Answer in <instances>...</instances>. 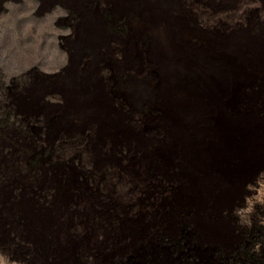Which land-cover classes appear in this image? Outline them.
I'll return each instance as SVG.
<instances>
[{"label": "rangeland", "instance_id": "rangeland-1", "mask_svg": "<svg viewBox=\"0 0 264 264\" xmlns=\"http://www.w3.org/2000/svg\"><path fill=\"white\" fill-rule=\"evenodd\" d=\"M201 2L0 0V97L6 93L4 108L25 125L1 133L25 132L40 144L23 137L18 150L0 138V264H179L170 243L183 226L199 246L197 261L205 257L214 241L202 230L209 216L197 211L194 196L204 165L178 141L160 92L168 81L204 85L205 66L197 65L205 63L206 40L180 35L170 21L188 8L208 30L220 21L246 24L255 10L264 25V7L233 0L231 10L210 13ZM154 11L162 17L153 19ZM166 26L178 48L170 56L156 50ZM67 77L96 99L93 108L66 109ZM226 89L238 109L242 99L264 95V86ZM226 98L220 92L216 104L205 102L187 127L188 143L210 149L216 117L229 110ZM38 153L41 160L25 169ZM246 211L236 208L240 223Z\"/></svg>", "mask_w": 264, "mask_h": 264}, {"label": "flooded vegetation", "instance_id": "flooded-vegetation-1", "mask_svg": "<svg viewBox=\"0 0 264 264\" xmlns=\"http://www.w3.org/2000/svg\"><path fill=\"white\" fill-rule=\"evenodd\" d=\"M258 1L264 7V0ZM201 3L210 13L227 12L234 4L233 0H202ZM180 12L179 20L170 22L180 35H205L206 42L201 51L205 63H198L197 67L205 66L199 69L203 72L201 81L204 85L201 87H206L210 99L207 100L201 87L196 91L201 93L205 102L213 104L217 103L215 101L220 92L228 97L224 102H228L226 105L229 110L219 112L216 117L214 142L210 149L205 150L207 153L203 151L204 155L196 159L198 164L203 162L205 175L197 179L194 196L197 199V211L203 210L209 216L208 224L201 227L205 235L214 241L209 247L213 248L211 251L233 249L248 231H264V196L256 198L260 191L264 195L261 190L264 183V95L242 99L238 109L232 89L237 86H264V25L255 18L254 10L246 16V24L220 21L217 26L206 30L192 10L183 8ZM228 87L233 91H228ZM220 125L222 131L216 134ZM203 198H206V205ZM237 207L247 209L245 223L238 221L235 215ZM208 228L214 231L213 235L209 234ZM258 245L255 242L253 247Z\"/></svg>", "mask_w": 264, "mask_h": 264}, {"label": "bare ground", "instance_id": "bare-ground-1", "mask_svg": "<svg viewBox=\"0 0 264 264\" xmlns=\"http://www.w3.org/2000/svg\"><path fill=\"white\" fill-rule=\"evenodd\" d=\"M155 8V7H154ZM151 17L153 19H160L162 16L158 11L152 12ZM171 22V21H170ZM182 24V23H181ZM183 28V27H182ZM173 30V29H172ZM183 32V31H182ZM194 32V31H193ZM174 35V34H173ZM184 35V34H183ZM178 36V35H177ZM190 36V35H189ZM188 36V37H189ZM244 36V35H243ZM176 38V37H175ZM86 44H90L89 34L85 35ZM210 39V38H208ZM181 40V39H180ZM229 40V39H228ZM212 45L214 42L210 41ZM253 43V42H252ZM180 44V43H179ZM178 44V45H179ZM210 45V44H209ZM92 46V45H91ZM83 48V47H82ZM89 48V47H88ZM214 48V47H213ZM240 48V47H239ZM247 49V48H246ZM156 50L159 51L160 54L165 56H170L171 54H175L178 51V48L175 44V40L170 37V32L168 31V27L164 28L161 34L160 41L156 47ZM221 52V51H220ZM242 52V51H241ZM217 53V51H216ZM207 55V54H206ZM222 55V53H221ZM220 55V56H221ZM224 55V54H223ZM180 56V55H179ZM234 56V55H233ZM237 57V56H236ZM202 58V57H201ZM218 59V58H217ZM227 59V58H226ZM172 61V60H171ZM224 61V60H223ZM222 61V62H223ZM229 61V60H228ZM249 65V64H248ZM189 67V66H188ZM230 67V66H229ZM224 68V67H223ZM225 69V68H224ZM202 70V69H201ZM239 71V70H238ZM237 72V71H236ZM199 74V73H198ZM215 74V73H214ZM228 75V74H227ZM164 76V75H163ZM192 77V76H191ZM190 77V78H191ZM210 77V76H209ZM72 78V77H71ZM184 78V77H183ZM198 78V77H197ZM201 78V77H200ZM211 78V77H210ZM180 79V78H179ZM199 80V79H198ZM221 80V79H220ZM219 80V81H220ZM180 81V80H179ZM211 81V80H210ZM242 81V80H241ZM240 81V82H241ZM235 82V81H234ZM194 84V83H193ZM218 84V83H217ZM233 84V83H232ZM196 86V85H195ZM66 87V97H65V106L67 110H72L75 108H90L94 107L97 104L96 99L93 97L87 96L84 91L81 92L74 88V83L72 80L67 77L65 80ZM77 87V86H76ZM199 87V86H198ZM209 87V86H208ZM226 87V86H225ZM82 90V89H81ZM201 90L204 91L205 97L210 99L209 92H207L206 87H201ZM222 91V90H221ZM226 91V90H225ZM161 96L163 100V104L165 106V110L167 115L171 117L170 126L175 131V134L178 136V141L183 145V148L188 150L190 156L196 157L198 159L199 156H203V150L197 151V148H203V144L199 141H195L194 144L188 143L187 139H185V134L187 133V127L190 126L201 117L202 113L205 110L204 104L205 99L200 95L199 91L194 90V88L190 84H186L183 82H166L161 90ZM224 93V92H223ZM203 94V93H202ZM212 94V93H211ZM222 94V93H221ZM230 94V93H229ZM215 95V94H214ZM213 101V100H212ZM208 103V102H207ZM211 103V102H210ZM218 119V118H217ZM228 119V118H227ZM220 121V120H219ZM247 121V120H246ZM247 123V122H246ZM226 124V123H225ZM244 124V123H243ZM242 124V125H243ZM245 126V125H244ZM215 127V125H214ZM222 126L220 125L215 133L219 134ZM233 128V127H232ZM242 129V128H241ZM193 131V130H192ZM190 132V131H189ZM229 132V131H228ZM237 132V131H236ZM197 134L205 135L206 133L203 131H199ZM210 134V133H209ZM230 134V133H229ZM213 135V134H212ZM228 139V138H227ZM202 141V140H201ZM211 142V141H210ZM209 142V143H210ZM242 143V142H241ZM217 144V143H216ZM232 145V144H231ZM226 146V145H225ZM231 148V147H230ZM182 149V148H181ZM223 149V148H222ZM183 151V150H182ZM185 151V150H184ZM218 151V150H217ZM205 153V152H204ZM218 153V152H217ZM216 153V154H217ZM209 154V153H208ZM162 155V154H161ZM201 156V157H202ZM221 156V154H220ZM167 157V156H166ZM210 159V157H209ZM214 159V158H213ZM224 159V158H223ZM222 159V160H223ZM190 160V159H189ZM202 160V159H201ZM208 160V159H206ZM200 162V161H199ZM226 163V162H225ZM193 164V163H192ZM195 164V163H194ZM213 164V163H212ZM220 169V168H219ZM205 171V170H204ZM71 179V178H70ZM70 181V180H69ZM193 192V191H191ZM210 195V194H209ZM198 198V197H197ZM209 234L213 235V230L209 228ZM211 231V233H210Z\"/></svg>", "mask_w": 264, "mask_h": 264}, {"label": "trees", "instance_id": "trees-1", "mask_svg": "<svg viewBox=\"0 0 264 264\" xmlns=\"http://www.w3.org/2000/svg\"><path fill=\"white\" fill-rule=\"evenodd\" d=\"M6 97V93H3L0 97V138H3L9 145H11V147L18 148V150H21L19 145H21L23 137H28L27 139L32 140L35 146L40 145L36 136H30V134L29 136H26L25 132L21 133V136H12L10 134L6 135L1 133V130L6 127H14L16 129L25 127V125L20 122V118L14 117V112L11 108H4L8 103ZM40 160V153L35 154L30 161L23 165V167L27 169L28 165H35ZM4 175L5 172L3 170L0 171V178H3ZM241 238L242 241L233 249L220 248L212 252V247H207L205 250V257L200 261H197L192 250H196L199 246L196 245L194 239L189 237L188 226H183L182 232L172 241V243H170L167 237L161 235L158 236L159 241L168 242L173 246L175 253L179 258V264H264V231H248ZM255 242L259 244L257 247H253ZM156 254L157 253L150 251L148 257ZM112 264L129 263L127 259L118 258L115 259Z\"/></svg>", "mask_w": 264, "mask_h": 264}]
</instances>
